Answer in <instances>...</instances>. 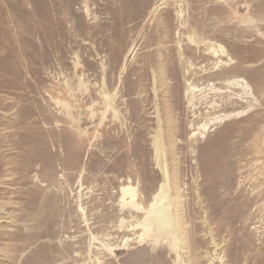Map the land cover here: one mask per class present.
I'll return each instance as SVG.
<instances>
[{"label": "rangeland", "instance_id": "rangeland-1", "mask_svg": "<svg viewBox=\"0 0 264 264\" xmlns=\"http://www.w3.org/2000/svg\"><path fill=\"white\" fill-rule=\"evenodd\" d=\"M263 179L264 0H0V264H264Z\"/></svg>", "mask_w": 264, "mask_h": 264}, {"label": "bare ground", "instance_id": "bare-ground-1", "mask_svg": "<svg viewBox=\"0 0 264 264\" xmlns=\"http://www.w3.org/2000/svg\"><path fill=\"white\" fill-rule=\"evenodd\" d=\"M214 54H217V53H214ZM240 81L238 80V82H236V83H239ZM241 83V82H240ZM232 86H233V84H232ZM238 86H242L241 84L240 85H238ZM243 87V86H242ZM238 88V87H237ZM243 88H245V87H243ZM244 91H245V89H243ZM215 122H217V121H215ZM264 180V179H263ZM264 183V182H263ZM229 189V188H228ZM241 189V188H240ZM122 192L124 193V195L125 194H127V192H130L131 193V191H130V189L129 188H126V189H122ZM239 192V191H238ZM237 192V194L239 195V193ZM256 194H258V195H254V198L256 197L257 198V196L258 197H261V196H264V188L263 189H261L260 190V192H258V193H256ZM131 195V194H130ZM260 195V196H259ZM131 197H133V195L131 196ZM237 197V196H236ZM239 197V196H238ZM249 198V197H248Z\"/></svg>", "mask_w": 264, "mask_h": 264}]
</instances>
